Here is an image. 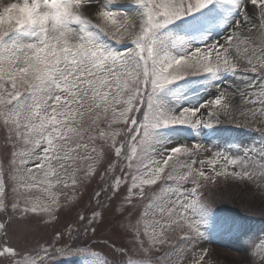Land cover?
<instances>
[{
	"label": "snow or ice",
	"instance_id": "1",
	"mask_svg": "<svg viewBox=\"0 0 264 264\" xmlns=\"http://www.w3.org/2000/svg\"><path fill=\"white\" fill-rule=\"evenodd\" d=\"M248 2L133 0L120 5L114 0H21L4 6L0 127L6 130L4 146L10 145L11 153L0 164V234L8 237L9 221L17 215L46 213L51 219L58 201L32 199L27 194L32 188L62 183L76 192L96 172L97 161L107 159L101 177H109L107 188L101 186L95 193L97 206L91 215H79L80 223L68 229L69 237L74 231L78 239L111 223L132 237L130 245L113 246L111 264H183L178 255L166 252L153 260L151 253L166 242V230L174 226L186 227L184 238L198 244L203 236L200 224L211 214L201 189L220 177L264 189V140L258 152H215L204 158L201 153L208 149L203 144L173 143L165 135V130L178 127L211 128L198 116L202 108L216 123L220 114L236 111L264 120V42L257 53ZM250 2L259 8V27L264 28V0ZM217 4L235 12L223 41L201 46L169 29ZM93 14L99 22L89 18ZM229 76L232 83H226ZM205 82L215 92L198 106H183L187 97L180 93ZM31 160L39 164L29 167ZM81 160L91 162L81 169ZM117 171L121 175H115ZM162 180L171 195L160 203L159 195L151 197L144 213L147 217L156 209L160 218L133 221L135 198L143 200L145 186ZM122 185H128L126 195ZM101 192H106L103 200ZM63 235L58 232L57 238ZM249 247L250 257L240 264H254L251 257L257 255L264 259V241H250ZM42 251L48 258V249ZM206 255L202 251L196 264H204ZM0 264L34 262L4 239ZM94 264L110 262L97 258Z\"/></svg>",
	"mask_w": 264,
	"mask_h": 264
},
{
	"label": "rangeland",
	"instance_id": "2",
	"mask_svg": "<svg viewBox=\"0 0 264 264\" xmlns=\"http://www.w3.org/2000/svg\"><path fill=\"white\" fill-rule=\"evenodd\" d=\"M1 1L7 2V4L21 2V0ZM217 9L218 6H216L214 10L216 11ZM257 11L259 17L258 7ZM252 12L254 13V9H252ZM186 19L184 21H187ZM182 22L183 21H178L176 24L170 25V27L173 28L171 32H176V27ZM197 27L198 26H196V28ZM208 32V27L204 26L202 30L197 28V33L192 40L201 45L208 39ZM214 40H218V37L216 36ZM232 82V77L229 76L226 78V83ZM237 83H240V81L237 80ZM214 91L215 90L211 89L206 82L189 85L188 88L180 93V95L187 97L183 106H188L189 104L198 106L200 103L204 102L205 99L209 98ZM202 110H204V112L206 111V117H203V119L208 120L212 124L211 128H205L201 125L198 130H190L183 127L169 129L165 130L167 138L170 139L173 136L177 138V142L203 144L205 148L208 149L207 152L201 153V156L204 158L210 157V154L215 152L229 155H236L239 153L243 155L244 153H248L250 149H254L256 152L259 151L261 142L264 140V135H262L263 132H253L250 130V127H258L263 130L264 120L259 117L251 118L247 113L242 116L239 111H236L231 116L220 114L219 123H216V117L209 118L206 114L207 109L202 108L201 111ZM200 115L201 114L198 113V116ZM120 127L124 126L120 125ZM5 139L6 130L0 127V164L4 163L5 157H10L11 153V146L9 145L7 149L4 146ZM42 147L43 145H41V148ZM36 151L39 152L40 148H37ZM111 159H115V157L112 156ZM90 162L91 161L88 160L79 161L80 168H86ZM37 164H39L38 160H31L28 162L29 167H33ZM107 166V159L97 161L96 169H99L91 178L78 185V191L76 192H73L71 188H64L62 183H54L51 187L41 184L32 188L27 193L32 199H38L44 204H50L51 198L55 197L58 203L60 201H65L64 203L61 202L62 204L60 205L66 206L59 208V210H57L58 212H55L51 219H49L48 216H44L46 213H29L24 216L17 215L9 221L11 228L8 237L2 238L1 234L0 240L7 239L8 244L22 251L28 259L32 261L34 259L37 260L38 257L41 256L43 249L46 248L51 250L59 244H62V249L57 248L56 250L59 251L57 256L54 259H46L47 262L66 263L72 259H81L79 264H94L97 258L107 259L108 261L113 259V250L110 247L93 244L92 246H88L86 250L78 252L76 249L77 246H71V240L68 242V229L72 228L74 230L79 225V215H91V210L97 206L95 193L100 191L101 186L105 189L107 188V183H105V181L108 180L109 177L104 176L103 179L101 178ZM219 166L218 164L217 167ZM118 167L119 165H117V168ZM168 170L170 169H166V172ZM114 174L121 175L118 171ZM61 176L65 179L67 178L63 176V173H61ZM5 179H7V177H5ZM49 179L55 180L56 177H50ZM232 182L253 187L260 197V200L264 203V189L258 187L256 183L231 178L225 179L224 177L217 178L215 184H210L206 188L201 189L203 192L201 198L207 202L210 208L214 211L219 210L222 212V214L217 213L215 215L211 210L207 222L200 224V229L206 233L209 243L206 244L201 240H198V244L196 245L191 244L189 241L174 242L175 236H177L174 234V230L180 228L174 226L166 230V242L152 251V259H162L164 253L167 252L174 257L177 255L182 257L183 264H196L197 258L201 252L205 250L207 251V255L204 257V264H240L242 260L249 258L251 253V248L249 247L250 241H255L257 244L264 241V222L261 223L259 221L261 219L264 220V213L257 209L250 200L244 198L235 197L221 202H212L215 198L220 199V197H218L219 195L212 196V193L218 190H226L230 185L225 186V184H230ZM188 186L189 185H185V187ZM127 187L128 185L121 186V189L124 190V195H126ZM164 188L165 182L162 180L156 185H153V189H145L146 196L143 200L135 198L136 206L131 210L133 221L142 217L146 221L160 218V214L156 209L149 210V215L147 217H144V213L148 204L152 203L151 197L159 195L160 201H157V203H160L167 196L171 195V193L164 191ZM105 195L106 192H101L100 199L103 200ZM113 199L115 200V197ZM120 199H123V195ZM108 203L111 204L112 201ZM125 207L131 206L128 205ZM165 207H167V205H165ZM55 208L58 209V207ZM0 215L3 214L0 213ZM227 215L232 217L229 218ZM5 219H7V217H5ZM111 219L112 218L109 217V220ZM184 231H187V229L184 228ZM58 232H63L64 235L61 238H57ZM104 238L114 240L118 247L121 245H130L132 242L131 235L124 234L122 229H119L118 226H114L111 223L100 228L96 233L89 232L87 235H81L77 242L80 243L81 246H87L85 242L88 243L92 241L91 239L97 240ZM174 249L175 253H173ZM251 258L254 264H264V259H261L259 255Z\"/></svg>",
	"mask_w": 264,
	"mask_h": 264
},
{
	"label": "bare ground",
	"instance_id": "3",
	"mask_svg": "<svg viewBox=\"0 0 264 264\" xmlns=\"http://www.w3.org/2000/svg\"><path fill=\"white\" fill-rule=\"evenodd\" d=\"M114 2L116 4L124 5V4H131L133 0H114ZM6 5L7 2H2V1L0 2V12L2 11L3 7ZM216 6H218V9L215 11L214 9L216 8ZM92 7H99V5H93ZM252 9H254V13L252 12ZM246 11L248 12L249 16H251L253 19V31L251 35L255 43L252 46L255 47L257 49V53H259L260 45L262 42H264V32H263L264 28L259 27L261 22L257 15L258 12L257 6L252 5L250 0L246 5ZM233 16H235L234 10L229 9V7L226 5L218 4L215 5L214 8L210 10L209 9L204 10L202 13H200V15L197 18L189 20L183 26H179L176 29V32L173 33L177 35H184L187 36L189 39H192L197 33V28L202 30V28L205 26L208 27L209 30L207 35L208 38L207 40L209 41H207V43H212L216 36L218 37V39L221 38V41H223V37L227 34V32L228 31L231 32V29L228 27L227 21L229 18ZM89 18L93 20V23L99 22L97 21L95 14L91 15ZM196 26L198 27L196 28ZM204 43L206 42L204 41ZM203 44H201V46H203ZM241 47H243V45ZM205 112L204 110L200 111V114L204 118L206 117ZM170 140L172 142L178 141L177 138L173 136L170 138Z\"/></svg>",
	"mask_w": 264,
	"mask_h": 264
}]
</instances>
